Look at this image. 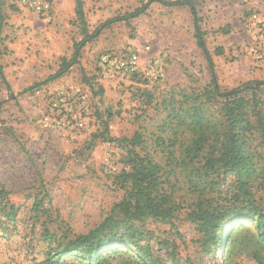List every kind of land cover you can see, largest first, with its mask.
Returning a JSON list of instances; mask_svg holds the SVG:
<instances>
[{"label":"rangeland","instance_id":"374dc122","mask_svg":"<svg viewBox=\"0 0 264 264\" xmlns=\"http://www.w3.org/2000/svg\"><path fill=\"white\" fill-rule=\"evenodd\" d=\"M147 1L82 0L88 32ZM195 6L220 90L264 81V0H195ZM2 10L0 264H37L56 246L55 238L88 232L123 198L124 190L115 182L129 149L122 138L140 134L146 150L165 165L163 151L153 143L156 127L166 115L160 103L170 95L179 99L183 93H200L210 74L186 7L153 2L138 17L104 25L95 39L79 48L76 63L47 82L63 59L70 60L82 38L74 1L54 0V10L46 17L20 9L14 0H4ZM216 48L222 50L220 55ZM130 51L139 57L137 73L122 76L99 67L101 55ZM74 87L87 94L86 128L70 133L46 126L50 95ZM242 94L251 97V92ZM256 94L264 115V88ZM220 104L217 99L215 108ZM105 125L111 141L98 137ZM256 137L252 146L257 178L250 189L257 201L264 202V152ZM228 183L219 189L222 197L231 193ZM182 184V179L173 189L162 184L181 205L174 217L125 224L119 234L131 226L137 247L114 243L110 250L121 252L111 253L109 260L113 264H258L244 255L225 259L223 248L205 250L195 224L187 218L193 197L186 188H178ZM253 225L244 223L254 229ZM232 229L229 226L226 234Z\"/></svg>","mask_w":264,"mask_h":264},{"label":"trees","instance_id":"16d2710c","mask_svg":"<svg viewBox=\"0 0 264 264\" xmlns=\"http://www.w3.org/2000/svg\"><path fill=\"white\" fill-rule=\"evenodd\" d=\"M73 1L74 17L82 38L75 45L70 60L63 59L57 72L44 82L64 75L76 63L79 48L95 39L101 27L117 20L128 21L138 17L153 2L189 10L196 45L208 64L210 81L200 93H183L179 99L170 95L161 101L166 115L156 127L158 131L153 143L163 151L165 165L157 163L146 150V139L140 134L122 138L129 144V149L125 165L117 172L115 182L123 188V198L88 232L71 239L55 238L56 246L51 247L37 264H113L109 260L111 253L121 252L110 250L114 243H132L137 247L131 226L119 234L121 227L145 218L169 221L174 217L181 205L162 184L166 183L173 189L180 179L184 185L178 188H186L193 197L187 218L195 224L205 250L223 248L225 259L244 255L264 264V202L257 201L250 189V183L257 178L252 146L255 135L264 152V115L256 94L257 90L264 88V81L246 82L230 91L220 90L215 65L204 42L195 0H148L132 12L101 24L91 33L87 29L82 0ZM3 5L4 0H0V37L5 20ZM221 31L228 32L227 29ZM221 53L222 50L216 48L215 54ZM0 77L4 81L1 66ZM243 92H251V97L246 98ZM217 99H221V104L215 108ZM251 117H254V122ZM107 129L105 125L98 137L111 141L113 139L105 135ZM227 180V189L231 193L222 197L219 189L225 187ZM214 192L216 196H211ZM117 214L121 217L116 218ZM9 215L13 217V211ZM247 222H253L254 229L244 226ZM229 226L233 229L226 234ZM139 249L142 255H146L143 248Z\"/></svg>","mask_w":264,"mask_h":264},{"label":"built area","instance_id":"2783aa9c","mask_svg":"<svg viewBox=\"0 0 264 264\" xmlns=\"http://www.w3.org/2000/svg\"><path fill=\"white\" fill-rule=\"evenodd\" d=\"M25 11L46 17L53 10L54 0H14ZM154 66L157 62H153ZM99 67L109 73L130 76L139 71V57L135 52L103 54ZM149 76L150 72H146ZM87 94L79 87L66 88L50 95L45 125L67 132H79L86 128L84 113L87 112ZM115 169L114 167L112 168Z\"/></svg>","mask_w":264,"mask_h":264},{"label":"crops","instance_id":"0c3cea01","mask_svg":"<svg viewBox=\"0 0 264 264\" xmlns=\"http://www.w3.org/2000/svg\"><path fill=\"white\" fill-rule=\"evenodd\" d=\"M53 10H54V5H53ZM53 10H52V11H53ZM51 13H52V12H51Z\"/></svg>","mask_w":264,"mask_h":264}]
</instances>
